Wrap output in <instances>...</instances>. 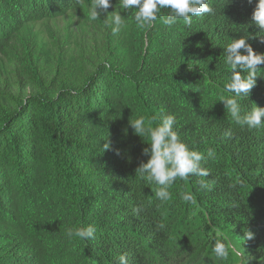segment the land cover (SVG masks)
<instances>
[{"label": "trees", "instance_id": "trees-1", "mask_svg": "<svg viewBox=\"0 0 264 264\" xmlns=\"http://www.w3.org/2000/svg\"><path fill=\"white\" fill-rule=\"evenodd\" d=\"M256 2L210 0L214 12L190 28L162 18L141 28L134 9L111 0V13L127 26L102 37L100 52L80 51L69 66L60 57L52 71L32 75L20 66L28 87L0 93V264H119L123 253L129 264H264V127L242 129L221 101L232 95L223 90L232 71L223 47L247 35L264 53V30L251 21ZM90 5L0 0V53L20 60L16 39L26 23L90 15ZM258 67L242 114L264 107V64ZM166 114L204 154L210 174L178 178L171 199L161 201L158 186L136 171L149 140L130 123L143 116L155 127ZM185 192L196 202L184 201ZM88 225L94 238L68 237ZM217 238L242 255L230 247L229 258L218 259Z\"/></svg>", "mask_w": 264, "mask_h": 264}, {"label": "clouds", "instance_id": "clouds-1", "mask_svg": "<svg viewBox=\"0 0 264 264\" xmlns=\"http://www.w3.org/2000/svg\"><path fill=\"white\" fill-rule=\"evenodd\" d=\"M249 3L252 0H248ZM122 8L135 10L134 20L141 28H147L153 25L158 18H162L163 24L173 26L182 22L185 27L190 28L195 17H201L205 14H212L214 9L210 0H120ZM111 0H91L90 10L92 19H98V9L107 11L111 7ZM169 10L167 15L161 17L162 10ZM112 34H118L124 24V15L112 12ZM251 21L261 30H264V0H257L253 10ZM248 36L233 38L231 43L224 48V63L231 67L230 80L224 84L223 90L231 93L224 102V107L230 114L233 121L242 129L248 130L259 129L264 127V107L255 104L251 110L243 112L240 101L248 99L251 90L257 83V71L261 70L258 66L264 64V53H257L247 42ZM246 73L242 75L241 73ZM152 122L145 123L143 116L135 119L130 123L132 129L139 136L145 135L149 140L148 147L143 149V155L147 156L146 162H141L137 172L148 182H154L158 186L155 196L161 201L171 199L169 189L177 181L187 180L190 176L208 177L210 172L202 166L205 160L204 154L196 150L183 141L176 131L177 119L173 114L162 115L155 127L151 126ZM108 145V144H107ZM109 145L106 147V149ZM212 153L209 152V156ZM200 187L209 188V184L202 180ZM184 201L192 204L196 202L195 195L192 192H185L182 197ZM142 209L136 208L133 211L139 213ZM163 227V225H160ZM96 228L92 225L79 227L75 230L69 229L67 235L69 238H79L87 240L94 238ZM246 238L251 239L253 233L248 231ZM235 251L237 256L242 255L223 238L215 239L212 251L220 260L226 261L229 258V248ZM119 264H129L126 253L118 257Z\"/></svg>", "mask_w": 264, "mask_h": 264}, {"label": "rangeland", "instance_id": "rangeland-1", "mask_svg": "<svg viewBox=\"0 0 264 264\" xmlns=\"http://www.w3.org/2000/svg\"><path fill=\"white\" fill-rule=\"evenodd\" d=\"M98 12L97 20L92 19V14L80 16L69 12L56 18L26 23L16 39V45L22 51L20 60H10L0 53V93L20 89L25 91L28 87L30 77L20 70V66H24L32 75L38 68L45 72L52 71L50 67L60 57L64 65L69 66L76 64L80 51L95 55L102 44L101 38L112 31L114 15L109 8L107 11L98 9ZM124 25L127 26L126 23Z\"/></svg>", "mask_w": 264, "mask_h": 264}]
</instances>
